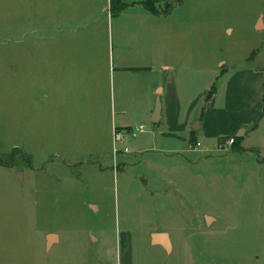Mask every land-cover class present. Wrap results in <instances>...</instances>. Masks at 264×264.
Here are the masks:
<instances>
[{"label":"rangeland","instance_id":"rangeland-1","mask_svg":"<svg viewBox=\"0 0 264 264\" xmlns=\"http://www.w3.org/2000/svg\"><path fill=\"white\" fill-rule=\"evenodd\" d=\"M52 1L0 0V264H119L125 233L132 264H264V116L242 144L247 150L226 148L194 166L157 154L141 160L146 141L137 128L135 138L114 144L119 155L128 150L129 163L114 171L111 130L124 87L117 65L154 66L156 57L140 45L133 53L131 41L120 48L107 20L94 31L91 17L70 20L78 33L62 43L74 51L62 53L61 76L54 63L45 78ZM69 2L72 10L83 4ZM156 7L178 18L176 30L190 29L197 95L211 80L210 88L219 86L216 71L264 68V27H255L264 23V0H159ZM135 75L125 83L142 89L149 76ZM220 154L234 157L218 161ZM177 204L218 221L186 225L170 210ZM153 230L170 236L165 261L148 247ZM49 235L60 242L51 250Z\"/></svg>","mask_w":264,"mask_h":264},{"label":"crops","instance_id":"crops-1","mask_svg":"<svg viewBox=\"0 0 264 264\" xmlns=\"http://www.w3.org/2000/svg\"><path fill=\"white\" fill-rule=\"evenodd\" d=\"M86 1H89L91 6H85ZM143 1L132 0L131 3L122 1L128 7L116 17H111L110 0H80L83 4L76 5L74 10H72L69 0H55V7L52 6L53 1L51 4L47 2L46 13L49 11L51 16L49 23L45 24L43 46L45 78L54 73L52 70L54 63H56L55 78L57 75L61 76L62 67H65V64L63 65L60 60L64 57L62 53L68 50L74 51L72 45H63L62 37L67 38V41L73 40L80 26H73L67 21H78L91 17L92 20L89 21L92 23V31H94L101 20H107L110 31L112 32L114 29L116 32L120 48L121 46L125 47V43L127 44L129 41L134 43L133 53L139 45L140 50L147 48L149 50L145 54L147 57L154 55L156 60L152 63L154 66L157 65L154 67L151 63L129 65L118 63L117 71L124 87L116 111L118 124L111 130L112 150L116 143L113 141L114 132L124 135L123 140H125L127 137L135 138L136 136L132 137L131 133H135L139 127H143V130L138 133L145 134L146 141L141 150V160L144 155L151 157L157 154L167 160H176L177 158L175 162H180L184 166H194L204 163L205 159L211 160V157L208 158L209 154L220 151L216 148L220 139L241 138L240 146L242 147L251 132L258 128L264 116V68L257 69L249 66L229 75H224V71H216L213 79L220 82L219 86L217 88L212 86L214 93L198 115L197 108L212 88L210 85L213 80L209 82V86L201 88L197 95L194 47L192 49L187 44L190 29L187 27L184 30H176L177 17H173L169 12L151 14L141 6L140 3ZM58 20H60L59 24ZM91 23L89 24L91 25ZM255 27L257 30H260L258 27H264L263 19L261 21L259 19L255 23ZM58 40L61 44L56 43ZM55 59L58 61H54ZM139 73H146L149 76L146 78L143 88L141 89L139 82H136L133 87L131 86L132 88L128 87L125 83L126 75L131 78L132 75L136 76L135 74ZM131 81L133 80L131 79ZM157 97H159L160 109L157 122L153 124L151 121ZM147 123L152 125L151 129L146 127ZM191 139L199 143L200 146L191 145ZM228 148L232 149V146ZM125 149L121 155H119V151L115 154L112 151V169L114 171L124 172L129 165L126 162L128 158L126 160L124 158V154L128 153V150L125 151ZM245 150L247 149L244 147L241 152ZM232 151L237 155L240 153V151ZM215 157L218 161H223L234 157V155L220 154ZM169 186L171 187V185H167V187ZM170 210L174 211L186 225L188 222L196 226L201 222L213 224L218 221L217 218L205 212L197 214V210H195V213H192L194 208L190 205L177 204ZM184 213L191 214L185 215ZM153 235L158 236L156 241L152 239ZM93 241L97 242V239ZM59 243V238L56 235H49L46 238L45 247L47 250H51ZM165 243L168 244V250L164 246ZM148 247L159 252L157 258L161 261H165L173 255V245L165 230L151 231ZM117 251L119 252V264L133 263L132 239L128 233H125L123 238L117 242Z\"/></svg>","mask_w":264,"mask_h":264},{"label":"trees","instance_id":"trees-1","mask_svg":"<svg viewBox=\"0 0 264 264\" xmlns=\"http://www.w3.org/2000/svg\"><path fill=\"white\" fill-rule=\"evenodd\" d=\"M159 0H144L143 2H141V6L143 7V9L151 14H158V10L156 5L158 4ZM128 7L127 4L123 3L122 0H110V14L111 17H116L120 14V12H122L123 10H125ZM214 93V87H212L210 89V91L208 92L205 100H204V104L202 106V109L205 107V105L207 104V102L210 100L212 94ZM263 103H264V96H263ZM234 138V143L232 145V148H234L237 152L238 151H242L243 148L240 146V143L242 142L241 138H237V137H233ZM225 139V138H224ZM223 139H220V141ZM191 145L193 144L194 146H196L197 142H195L193 139H191Z\"/></svg>","mask_w":264,"mask_h":264},{"label":"built area","instance_id":"built-area-1","mask_svg":"<svg viewBox=\"0 0 264 264\" xmlns=\"http://www.w3.org/2000/svg\"><path fill=\"white\" fill-rule=\"evenodd\" d=\"M142 130H143V127H139L138 132H140ZM131 136L135 137L136 133H134V132L131 133ZM123 138H124V135H122L121 133H119V132H114L113 133V141L114 142L121 141V140H123ZM233 143H234V138H232V137L225 138V139H223V140L218 142L216 148L218 150L222 151V150H224V149H226L228 147H231L233 145ZM196 146L199 147L200 144L197 143ZM125 151H127V150L125 149ZM113 152L116 153L117 151L115 149H113Z\"/></svg>","mask_w":264,"mask_h":264},{"label":"water","instance_id":"water-1","mask_svg":"<svg viewBox=\"0 0 264 264\" xmlns=\"http://www.w3.org/2000/svg\"><path fill=\"white\" fill-rule=\"evenodd\" d=\"M159 109H160V102H159V97H157L156 104H155L154 115H153V119L151 121L153 124H155L157 122L156 119H157V117L159 115ZM18 179H19L20 184H22L23 181H22V174L21 173L18 174ZM157 237H158L157 235H153L152 239H154V241H156ZM164 246L168 250V244L165 243Z\"/></svg>","mask_w":264,"mask_h":264}]
</instances>
